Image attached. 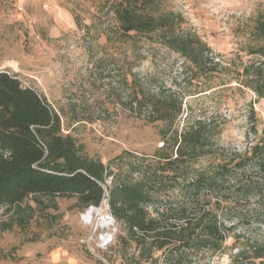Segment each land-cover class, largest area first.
<instances>
[{"label": "rangeland", "instance_id": "obj_1", "mask_svg": "<svg viewBox=\"0 0 264 264\" xmlns=\"http://www.w3.org/2000/svg\"><path fill=\"white\" fill-rule=\"evenodd\" d=\"M112 1L0 0V71L15 75L23 86L43 96L59 115L61 132L72 135L109 171L120 163L116 157L122 152L152 154L162 144L158 127L145 125L143 115L132 114L123 104L130 66L138 78L155 77V87L177 92L183 75L177 53L152 43L135 59L127 43L111 39L107 33L115 24ZM162 7L179 13L181 27L201 37L216 58H254L249 49L259 43L252 33L256 19L264 14V0H163ZM174 79L180 84H173ZM221 87L185 95L178 124L199 117L214 119L216 145L242 152L252 139L247 135L249 106L258 124L264 125V98L246 88ZM257 176L260 172L251 167L241 172L244 184ZM261 189L262 195L255 190L237 201L220 200L218 217L232 229L220 250L193 253L191 264H261L254 256L255 247L264 246V221L258 216L264 185ZM21 207V221L0 207V223H12L11 228L0 229V264L128 263L118 242L125 236L123 227L116 220V229L103 226L111 215L105 205L81 208L74 195L43 198L36 204L29 196ZM105 231L113 238L107 248L97 247V238ZM133 249L134 243L127 245L128 259Z\"/></svg>", "mask_w": 264, "mask_h": 264}, {"label": "trees", "instance_id": "obj_2", "mask_svg": "<svg viewBox=\"0 0 264 264\" xmlns=\"http://www.w3.org/2000/svg\"><path fill=\"white\" fill-rule=\"evenodd\" d=\"M162 1L111 2L115 24L107 34L120 45L127 43L133 58L142 56L145 45L156 43L177 53L183 64L179 92L155 87V77L138 78L130 66L123 104L132 114L143 115L145 125L158 127L162 144L152 154L122 152L114 171L61 132L59 115L43 96L0 71V207L21 221V203L29 196L37 204L43 198L74 195L85 208L98 205L107 191L108 210L125 231L118 242L127 264H156L159 259L163 264H191L193 253L220 250L232 229L218 217L220 200L237 201L255 190L263 194L264 125L258 124L252 106L247 111L252 139L242 152L216 145L214 119L199 117L179 126L178 118L185 95L220 86L246 88L264 98V14L253 27L259 42L249 49L254 58L224 60L196 33L182 28L181 15L164 9ZM173 84L180 83L174 79ZM247 167L260 176L244 184L241 172ZM25 207L32 210L29 204ZM258 216L264 221V203ZM11 224L2 222L0 229ZM254 256L264 264V246H256Z\"/></svg>", "mask_w": 264, "mask_h": 264}, {"label": "built area", "instance_id": "obj_3", "mask_svg": "<svg viewBox=\"0 0 264 264\" xmlns=\"http://www.w3.org/2000/svg\"><path fill=\"white\" fill-rule=\"evenodd\" d=\"M107 183H110V180L107 182ZM99 204H101V205H105L106 206V208H108V203H107V191H105L104 192V195H103V197H102V199H101V201H100V203ZM106 219L109 221V226H112L113 227V229H116V225H115V219H114V217L113 216H111V215H107L106 216ZM112 238H113V234H112V232H110V231H105L104 233H101L100 235H99V237L97 238V242H96V246L97 247H105V248H107V246H108V244L111 242V240H112ZM100 247V248H101Z\"/></svg>", "mask_w": 264, "mask_h": 264}, {"label": "bare ground", "instance_id": "obj_4", "mask_svg": "<svg viewBox=\"0 0 264 264\" xmlns=\"http://www.w3.org/2000/svg\"><path fill=\"white\" fill-rule=\"evenodd\" d=\"M92 214H93V207L89 208V209L86 211V215H87L88 217H91ZM108 224H109V223H108V220L105 219V221H104V223H103V226H106V225H108Z\"/></svg>", "mask_w": 264, "mask_h": 264}]
</instances>
